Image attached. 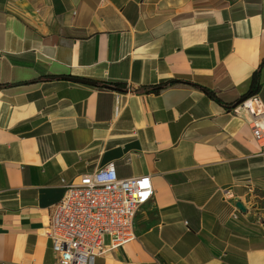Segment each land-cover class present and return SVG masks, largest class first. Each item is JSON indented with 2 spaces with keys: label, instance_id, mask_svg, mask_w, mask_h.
Instances as JSON below:
<instances>
[{
  "label": "crops",
  "instance_id": "0c3cea01",
  "mask_svg": "<svg viewBox=\"0 0 264 264\" xmlns=\"http://www.w3.org/2000/svg\"><path fill=\"white\" fill-rule=\"evenodd\" d=\"M254 74L264 110V0H0V264H63L61 179L109 164L154 196L93 264H264V156L205 92L236 107Z\"/></svg>",
  "mask_w": 264,
  "mask_h": 264
},
{
  "label": "built area",
  "instance_id": "2783aa9c",
  "mask_svg": "<svg viewBox=\"0 0 264 264\" xmlns=\"http://www.w3.org/2000/svg\"><path fill=\"white\" fill-rule=\"evenodd\" d=\"M232 111L249 116L252 138L264 156V110L256 97ZM119 113L117 103L115 114ZM61 184L65 193L49 208L46 236L63 264H93L135 241L137 214L154 196L150 176L120 179L113 164L71 182L61 179ZM238 213L235 208V219Z\"/></svg>",
  "mask_w": 264,
  "mask_h": 264
},
{
  "label": "trees",
  "instance_id": "16d2710c",
  "mask_svg": "<svg viewBox=\"0 0 264 264\" xmlns=\"http://www.w3.org/2000/svg\"><path fill=\"white\" fill-rule=\"evenodd\" d=\"M47 79H52V77H48ZM177 83H178V81L171 80V81H168L166 83H162V84L155 86V87H147V88L140 89L137 92L145 93V94H156V93H159L160 91H162L163 89H165L169 86H174ZM96 87L110 89V90L119 91V92H126L127 91V89L124 85H121L118 83H104V82L98 81ZM259 91H260L259 79H258L257 74H254V76L252 77L251 82H250V89H249L248 93L244 96V99L248 100L252 97H255L259 93ZM205 92L211 99H213L217 103L225 106L226 108L232 109L235 107V104L231 105V106L224 105V104H222V102L219 100V98L214 93H211L209 91H205Z\"/></svg>",
  "mask_w": 264,
  "mask_h": 264
},
{
  "label": "water",
  "instance_id": "95a60500",
  "mask_svg": "<svg viewBox=\"0 0 264 264\" xmlns=\"http://www.w3.org/2000/svg\"><path fill=\"white\" fill-rule=\"evenodd\" d=\"M66 80L73 82V83H79V84H85V85H89V86H97V82L95 81H89V80H84V79H78V78H72V77H66ZM246 99H244L243 101H245ZM237 207L240 211H244V208L242 207V205L240 203L237 204Z\"/></svg>",
  "mask_w": 264,
  "mask_h": 264
}]
</instances>
